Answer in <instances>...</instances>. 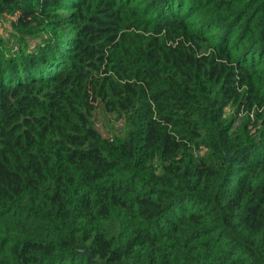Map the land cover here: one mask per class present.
<instances>
[{
    "label": "trees",
    "instance_id": "1",
    "mask_svg": "<svg viewBox=\"0 0 264 264\" xmlns=\"http://www.w3.org/2000/svg\"><path fill=\"white\" fill-rule=\"evenodd\" d=\"M0 21V264H264V0Z\"/></svg>",
    "mask_w": 264,
    "mask_h": 264
},
{
    "label": "rangeland",
    "instance_id": "2",
    "mask_svg": "<svg viewBox=\"0 0 264 264\" xmlns=\"http://www.w3.org/2000/svg\"><path fill=\"white\" fill-rule=\"evenodd\" d=\"M2 25V36H7L10 31V27L7 23H3L0 21V26ZM94 121L97 130L104 137H110L112 135H121L118 121L115 117L110 116L105 113L102 109H98L94 115Z\"/></svg>",
    "mask_w": 264,
    "mask_h": 264
},
{
    "label": "water",
    "instance_id": "3",
    "mask_svg": "<svg viewBox=\"0 0 264 264\" xmlns=\"http://www.w3.org/2000/svg\"><path fill=\"white\" fill-rule=\"evenodd\" d=\"M89 258H91V259H93L94 258V256L92 255V254H90V253H85Z\"/></svg>",
    "mask_w": 264,
    "mask_h": 264
}]
</instances>
